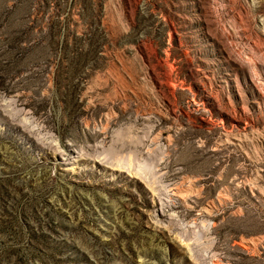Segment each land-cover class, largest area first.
I'll use <instances>...</instances> for the list:
<instances>
[{
  "label": "rangeland",
  "instance_id": "1",
  "mask_svg": "<svg viewBox=\"0 0 264 264\" xmlns=\"http://www.w3.org/2000/svg\"><path fill=\"white\" fill-rule=\"evenodd\" d=\"M0 264H264V0H0Z\"/></svg>",
  "mask_w": 264,
  "mask_h": 264
}]
</instances>
